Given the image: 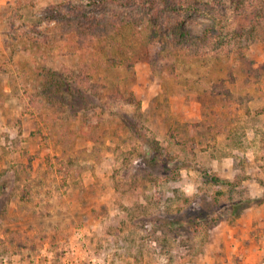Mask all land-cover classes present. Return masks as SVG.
<instances>
[{
  "label": "rangeland",
  "instance_id": "obj_1",
  "mask_svg": "<svg viewBox=\"0 0 264 264\" xmlns=\"http://www.w3.org/2000/svg\"><path fill=\"white\" fill-rule=\"evenodd\" d=\"M142 13L224 32L176 59L150 29L82 46L59 21ZM198 168L264 209V0H0V264H264L244 253L264 249V216L233 237L243 213L185 224L237 196Z\"/></svg>",
  "mask_w": 264,
  "mask_h": 264
},
{
  "label": "trees",
  "instance_id": "obj_2",
  "mask_svg": "<svg viewBox=\"0 0 264 264\" xmlns=\"http://www.w3.org/2000/svg\"><path fill=\"white\" fill-rule=\"evenodd\" d=\"M99 3L113 2L118 5H131L138 3L139 0H92ZM197 7V6H195ZM142 13L138 17L128 18H118L116 20L110 19L108 17L104 18H82L81 20H64L65 18H60V23L62 25H67L68 29H75L76 33L81 37V45L86 46L87 42H100L102 40L112 39L121 36L126 29L131 27L133 32H138L150 29L153 33V39L148 40L149 44H164V48L167 49V55L175 56L176 59L185 55L196 57L202 53V49L207 45L213 43L214 41L222 38V33L224 32V25L222 23V18L212 17L213 22L210 23L201 34H191L184 30L182 24L172 23L163 24L158 21L156 16L146 15ZM130 20V21H129ZM74 31V30H71ZM169 36V37H168ZM150 152L153 158L150 159V163H156L161 167H166L170 165L169 159H161L163 155L161 152V147L156 144H148ZM181 164H178L180 166ZM202 174L203 179L207 183H213L217 187L224 185L228 187L229 194L237 195L236 197L231 196L229 199L223 203H217L218 196L223 194V191L218 189L217 194L214 198L213 203L199 204L197 207L192 208L190 216L188 217V224L183 221H178L177 218H169L170 220L165 224L167 230L171 231L172 237L176 239L178 235V230L185 223L186 225H191L194 230L199 231L201 226H199V221L203 219H208L214 221L216 225L219 221L234 217L239 218L245 209L250 207L252 204L256 203V199L252 198L247 190L242 186V181L240 179L230 180L227 178H222L217 174H211L208 170L204 168H198ZM187 199V198H186ZM189 199V197H188ZM181 212V211H180ZM208 220V222H209ZM158 221V220H156ZM207 221V220H206ZM159 222V221H158ZM157 222V223H158ZM160 223V222H159ZM165 226H163L165 228Z\"/></svg>",
  "mask_w": 264,
  "mask_h": 264
},
{
  "label": "crops",
  "instance_id": "obj_3",
  "mask_svg": "<svg viewBox=\"0 0 264 264\" xmlns=\"http://www.w3.org/2000/svg\"><path fill=\"white\" fill-rule=\"evenodd\" d=\"M259 215L264 216V209L262 208V206L250 207L246 209L241 215V217L238 219V222L235 226H227V229L229 230L230 233L229 236L233 237V233L236 234L238 231L245 232L247 234L248 232L250 233V231L253 229V226H255V220H257V217ZM263 226H264V222H263ZM250 235L251 234H249V236ZM254 249L255 246L252 242L250 245L245 247L244 253L247 254L248 257L246 259L250 260L253 257V253L260 254L264 251V249L257 248L256 251Z\"/></svg>",
  "mask_w": 264,
  "mask_h": 264
}]
</instances>
